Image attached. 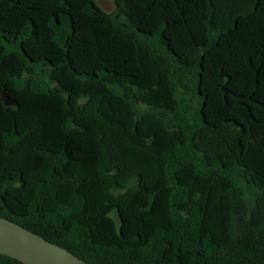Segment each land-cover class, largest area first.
Returning a JSON list of instances; mask_svg holds the SVG:
<instances>
[{"label": "trees", "instance_id": "obj_1", "mask_svg": "<svg viewBox=\"0 0 264 264\" xmlns=\"http://www.w3.org/2000/svg\"><path fill=\"white\" fill-rule=\"evenodd\" d=\"M115 1L0 0V216L90 264H264V0Z\"/></svg>", "mask_w": 264, "mask_h": 264}, {"label": "water", "instance_id": "obj_2", "mask_svg": "<svg viewBox=\"0 0 264 264\" xmlns=\"http://www.w3.org/2000/svg\"><path fill=\"white\" fill-rule=\"evenodd\" d=\"M0 100L6 105H14V101L4 89H0ZM0 253L24 264H90L67 248L2 216H0Z\"/></svg>", "mask_w": 264, "mask_h": 264}, {"label": "rangeland", "instance_id": "obj_3", "mask_svg": "<svg viewBox=\"0 0 264 264\" xmlns=\"http://www.w3.org/2000/svg\"><path fill=\"white\" fill-rule=\"evenodd\" d=\"M71 2H72V10H71V13H72V16H73L74 20H76V17L78 16V14H81L80 11H79V9H80L81 5L84 3V0H71ZM97 3L103 9L109 10V11L112 10V9H114V7L116 6V1L115 0H97ZM238 7H240V3H237L236 5H233V8L231 10L232 11L231 13H233L234 11H236V9H238ZM82 18L88 20V28H87L88 30H87V32L89 33L90 36H93L96 33L92 29V22H91V21L94 20V18H89L88 16H84L83 17V15H82ZM98 19L100 21V18H98ZM122 20L124 21L125 24H133L134 23L126 15L123 16ZM81 24H82V22H81ZM85 25H86V22H85ZM111 26H112V23L108 22L107 25H106V30L107 31H110L109 29L111 28ZM101 27H103V26L101 25ZM55 55L57 56V54H55ZM53 56H54V53L52 52V56H50V58H52ZM74 59L76 61L78 60V58L76 57V55H74ZM87 86L89 88H91L89 85H87ZM10 123H11V119H9L7 115H5L4 113H2L0 111V129L10 128V125H11ZM1 164L2 165H7V164H9V160L6 157H3V159L1 160Z\"/></svg>", "mask_w": 264, "mask_h": 264}]
</instances>
